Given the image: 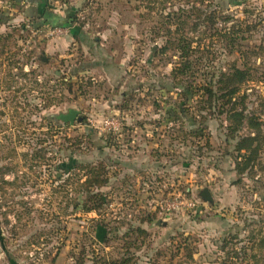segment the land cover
I'll return each mask as SVG.
<instances>
[{
	"label": "rangeland",
	"instance_id": "obj_1",
	"mask_svg": "<svg viewBox=\"0 0 264 264\" xmlns=\"http://www.w3.org/2000/svg\"><path fill=\"white\" fill-rule=\"evenodd\" d=\"M0 264H264V0H0Z\"/></svg>",
	"mask_w": 264,
	"mask_h": 264
},
{
	"label": "trees",
	"instance_id": "obj_2",
	"mask_svg": "<svg viewBox=\"0 0 264 264\" xmlns=\"http://www.w3.org/2000/svg\"><path fill=\"white\" fill-rule=\"evenodd\" d=\"M179 43H181V45H184L183 44L184 41L179 42ZM180 49L183 52L182 53V56H183L182 58L184 60L186 58V56H187L186 47H180ZM188 70L189 69L187 68V65H185V62H183V65L180 66L179 71L182 74H188ZM246 79H247L246 78V72L243 71V70H241V69H234V72L233 73L228 74V75L225 74L224 77H223V79H222V81H221V83L224 84V87L221 90H225V92H223V95L226 96L227 98H230V97L234 98V97H236L241 92L240 91V88L242 87V85L244 83H246ZM61 84L62 85H67L69 92L73 91V86L70 83L66 82L65 80H63V82H61ZM207 88L208 87H204L203 88L204 93L207 92L206 91V90H208ZM185 89H186L185 93H186V96H187L186 97V100L188 102L192 98L190 96V94L193 91V87L187 86V87H185ZM192 94L195 95V91L192 92ZM212 94H213L212 91H208V94H204V95H207V96L213 98V95ZM234 116L235 115H233V117ZM242 116H243V114L242 115H236V121H235V123H239V121L242 118ZM254 139L255 138H251V137L245 138V141L243 142V145L244 144L245 145L244 146L243 145H240L238 147V151L241 153L242 150H244V148H250L251 149V146H252V143H253L252 141ZM245 146H248V147H245ZM241 156H246V155H241ZM244 161L246 162L247 161V158L244 159ZM236 164L240 168V166L242 165V162L237 161ZM245 165H247V163ZM99 171H100V169H99ZM99 173L97 172L93 176H90L89 175L88 180L86 181V183L89 186V191H88V193H89V202L93 205L91 207H87V210H86L87 212H94V211H97L98 212L99 207L96 206L95 204L102 202V197L103 196L100 193H95L94 191H92L93 188H95V187H101L102 184L105 183V181L101 179V176H100ZM129 262L130 261H127V263H129Z\"/></svg>",
	"mask_w": 264,
	"mask_h": 264
},
{
	"label": "water",
	"instance_id": "obj_3",
	"mask_svg": "<svg viewBox=\"0 0 264 264\" xmlns=\"http://www.w3.org/2000/svg\"><path fill=\"white\" fill-rule=\"evenodd\" d=\"M78 115H79V111L72 109L67 114L62 115L61 119L64 122H70L71 124H73L74 122H76ZM200 195L204 202L213 204V196L211 192L209 191V189L202 190Z\"/></svg>",
	"mask_w": 264,
	"mask_h": 264
},
{
	"label": "built area",
	"instance_id": "obj_4",
	"mask_svg": "<svg viewBox=\"0 0 264 264\" xmlns=\"http://www.w3.org/2000/svg\"><path fill=\"white\" fill-rule=\"evenodd\" d=\"M106 127L107 128L110 127V128H113V129L117 130L120 127V123L118 121H116V120L107 121L106 122ZM190 205L193 206V209L196 207V205L193 204V203H190Z\"/></svg>",
	"mask_w": 264,
	"mask_h": 264
},
{
	"label": "crops",
	"instance_id": "obj_5",
	"mask_svg": "<svg viewBox=\"0 0 264 264\" xmlns=\"http://www.w3.org/2000/svg\"><path fill=\"white\" fill-rule=\"evenodd\" d=\"M75 36H78V33H76ZM108 82H109V81H108Z\"/></svg>",
	"mask_w": 264,
	"mask_h": 264
}]
</instances>
